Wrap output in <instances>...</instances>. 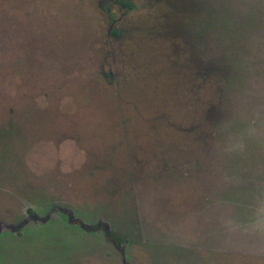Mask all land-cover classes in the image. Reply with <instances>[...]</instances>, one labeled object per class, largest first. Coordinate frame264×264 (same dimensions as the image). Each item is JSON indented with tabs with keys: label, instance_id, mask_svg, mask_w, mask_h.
I'll list each match as a JSON object with an SVG mask.
<instances>
[{
	"label": "rangeland",
	"instance_id": "374dc122",
	"mask_svg": "<svg viewBox=\"0 0 264 264\" xmlns=\"http://www.w3.org/2000/svg\"><path fill=\"white\" fill-rule=\"evenodd\" d=\"M0 264H264V0H0Z\"/></svg>",
	"mask_w": 264,
	"mask_h": 264
},
{
	"label": "trees",
	"instance_id": "16d2710c",
	"mask_svg": "<svg viewBox=\"0 0 264 264\" xmlns=\"http://www.w3.org/2000/svg\"><path fill=\"white\" fill-rule=\"evenodd\" d=\"M111 16L115 17L113 13H110Z\"/></svg>",
	"mask_w": 264,
	"mask_h": 264
}]
</instances>
